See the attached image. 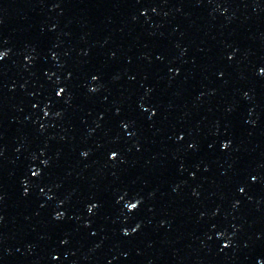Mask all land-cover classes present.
Here are the masks:
<instances>
[{"label": "snow or ice", "instance_id": "snow-or-ice-1", "mask_svg": "<svg viewBox=\"0 0 264 264\" xmlns=\"http://www.w3.org/2000/svg\"><path fill=\"white\" fill-rule=\"evenodd\" d=\"M7 55H8V53H7L6 51H0V60H3ZM229 59H232V57L230 56ZM261 75H264V68L261 69ZM92 79H93V80H97V79H99V77L96 76V75H93V76H92ZM97 90H98V89H96V88H92V89H90V91H92V92H96ZM65 91H66L65 88H60L59 91L56 92V95H57V96H61V94L64 93ZM141 107H143V106H141ZM144 111H148V109H144ZM45 115H48V113L45 112ZM57 115H59V113H57ZM152 115H155V112H153ZM123 127H124L125 129H127V128L129 127V125H128L127 123H125V124H123ZM180 139H183V137H180ZM189 146L192 147V145H189ZM229 147H230V142H224V143H222V145H221V148H222V149H225V150L228 149ZM82 155L85 156V157H87V156L89 155V153H88L87 151H85V152L82 153ZM118 158H119V154H118L116 151H112V152L110 153V155H109V159H111V160H116V159H118ZM44 163L47 164V161H44ZM33 175H34V176H39L40 173H39L38 171H35V172H33ZM253 179L255 180L256 178L253 177ZM240 191L243 192L244 189L241 188ZM25 194H27V190H25ZM139 203H140V201L137 200L135 203H129V204L127 205V207H128V209H129L130 211H131V210H135V209L138 207V204H139ZM97 207H99V205H98L97 203H92V204H90V205L88 206L87 211H88L89 213H91V212H93L94 209H96ZM63 217H64V213H63V212H58V213L56 214V216H55V219H56V220H61V219H63ZM138 228H139V225H137L136 228H133L132 231L135 232ZM128 234H129L128 231H125V232H124V235L127 236ZM63 242L66 243L67 241H63ZM229 246H230V245H227V244L224 245L225 248H227V247H229ZM53 259H54V260H55V259H58V257H55V256H54Z\"/></svg>", "mask_w": 264, "mask_h": 264}]
</instances>
